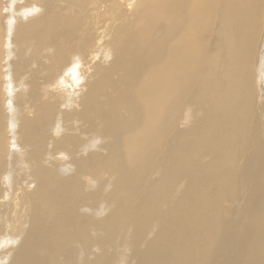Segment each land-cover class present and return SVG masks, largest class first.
Returning <instances> with one entry per match:
<instances>
[{
	"label": "bare ground",
	"instance_id": "1",
	"mask_svg": "<svg viewBox=\"0 0 264 264\" xmlns=\"http://www.w3.org/2000/svg\"><path fill=\"white\" fill-rule=\"evenodd\" d=\"M2 2L0 264H264V0Z\"/></svg>",
	"mask_w": 264,
	"mask_h": 264
},
{
	"label": "rangeland",
	"instance_id": "2",
	"mask_svg": "<svg viewBox=\"0 0 264 264\" xmlns=\"http://www.w3.org/2000/svg\"><path fill=\"white\" fill-rule=\"evenodd\" d=\"M2 4L3 5H5L6 4V0H3V2H2ZM4 11H5V9H3L2 10V13L4 14ZM10 13L9 12H7V15H9ZM4 42H5V40L3 41V44H4ZM5 50V48H3L2 49V51H4ZM8 63H9V61H8ZM5 64H7V62L5 61V59H4V57L0 60V68L1 69H3L4 68V66H5ZM77 64V63H76ZM76 64L73 66L74 68H77L76 67ZM69 67V66H68ZM72 66H71V68H73ZM3 74H5V71H3L2 72ZM59 73V72H58ZM69 73V72H68ZM2 74V75H3ZM72 74V73H71ZM4 76V75H3ZM2 76V77H3ZM65 76V75H64ZM73 77H75L74 78V81L69 85L68 83L69 82H67L66 80H61L60 82H58V84H60L59 85V87L57 88V90H56V92L58 93V95H59V97L57 98V109H62L65 113H68V110L69 109H72L73 107H74V105L69 101L70 99L69 98H71L70 97V95L74 92H76V94H77V98H80V96H81V93H83V91H84V85H83V82H82V74H80V72L79 71H77L75 74H74V76ZM81 78V79H80ZM39 80H40V82L41 83H45V82H47L48 81V72H47V70H46V66H44L43 65V70H42V73H41V75H40V77H39ZM1 97H2V107H3V109H4V112L5 111H8V106L6 105V103H5V96H6V94H7V90H8V86H7V83H6V80H5V77H3V79H1ZM78 82V83H77ZM58 84H57V82H54V88L55 87H57L58 86ZM85 84V83H84ZM69 85V86H68ZM77 90V91H76ZM259 90V89H258ZM4 94V95H3ZM261 97V96H260ZM263 98V97H262ZM7 107V108H6ZM61 110V111H62ZM61 111L60 110H57V115L60 117V113H61ZM62 125L60 126V130H59V132H61L63 129H62ZM9 150L10 151H8V155H14V156H16L14 153H11L12 151L11 150H13V152H15L16 153V151H14V149H13V147L11 146V144H9ZM61 153V155H64L63 154V152H60ZM61 155L60 154H56V156L54 157L56 160H61V161H58L57 162V166H60L59 168H61V166H62V168H61V170L63 171V173H59L58 174V180L59 179H61V177L62 178H64L65 177V175H67L68 174V172H65V169L64 168H68L69 167V165H70V163H69V161L67 162V160L66 159H63L62 157H61ZM58 158H60V159H58ZM50 161H53V159L51 158L50 159ZM66 161V162H65ZM61 162V163H60ZM64 162V163H63ZM61 164V165H60ZM65 166V167H64ZM67 171V170H66ZM65 172V173H64ZM70 174V173H69ZM68 174V175H69ZM57 179H56V184H55V189H57V187L59 186V183L61 182L60 180V182L58 181ZM62 180V179H61ZM57 182H58V184H57ZM127 260L126 259H124V261H123V264H124V262H126Z\"/></svg>",
	"mask_w": 264,
	"mask_h": 264
}]
</instances>
